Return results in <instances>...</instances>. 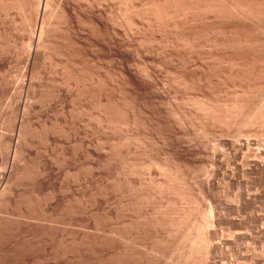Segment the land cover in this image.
Here are the masks:
<instances>
[{
  "label": "bare ground",
  "instance_id": "obj_1",
  "mask_svg": "<svg viewBox=\"0 0 264 264\" xmlns=\"http://www.w3.org/2000/svg\"><path fill=\"white\" fill-rule=\"evenodd\" d=\"M109 1L111 2L109 3ZM84 3L85 5L87 4L88 8L86 12L83 11V9H80L81 4ZM100 3H102V5L105 4L104 8L106 6L108 7V4L111 3L112 6L105 10H101L100 8L103 7H98L102 6L99 5ZM14 9L18 11V15L21 17L20 20L23 22L22 29L24 27L25 31L30 34V37L27 38L28 42L26 43L27 47L30 45V48H28L30 49V53L25 72L29 69L32 82L36 81L35 83H37L38 79L41 77L43 78L41 74L45 72H43V70H46L43 69L45 68L43 66L45 64L44 60L46 59L45 55L47 53L44 55V51L42 50L46 47L45 44L53 43L52 39L54 33H57L60 29L64 30V36L74 48L77 57L76 60H72L68 63L65 73L67 74L68 80L74 81L76 84L82 82L81 80H90L92 83H95L94 86L88 85L89 90L85 93L93 98L92 105L96 112L91 111L97 116V118H95V121H98V123L96 122L97 125H104L106 129H109L112 132L113 136L114 134H117L121 141L125 138L120 135L122 132L119 133V131H121L119 129L123 125L128 127L129 125H132L134 126V132H139L145 141V146H140L141 149L139 150L132 148L129 142L123 141L124 143L121 142L114 147L111 146V150L109 151H112L111 153L115 155L114 157H117V161L120 159H124L125 161H138V164L131 166L138 168L135 170L137 171V174L138 172L150 171L158 173V175L163 174L162 176L164 177L162 179L164 180L160 179L162 180L161 183L156 182L157 180L155 178L157 176L153 177L150 173L153 177L151 179L150 174L147 175L148 173H146V175L150 177L148 178L151 182L148 194L142 193L141 195H133V199H131L135 201L134 206H137L135 209L137 215L129 220V226H126L120 232H112L115 236H110V234L107 235V237L104 236L102 240L99 239V243L94 240L95 237L93 240L89 241L85 239L80 242L79 240L78 243L72 242L71 239L66 238L65 236L58 239L53 232L41 231L38 226V229L31 230L33 226L29 229L27 226H24L23 223V225L12 223L11 220L15 218L18 219L17 217L12 216L10 223L6 222L8 218L6 221L0 218V264H65L69 258L74 260V264H87V262L94 260L97 264H240V260H242L240 258L244 257L243 255L241 256L240 241L243 240L241 235L242 233L244 235L246 233L249 234L250 230L247 232L245 231L251 229L253 226L252 223L255 224L254 220L256 221V219H254L255 214H253V210H256L255 202L257 201L255 199L258 194L253 191L254 187H251L253 189L251 191L254 193L250 197H247L246 194H240L241 174H245L256 182L258 174L264 172V151L262 150V153L258 152V149L260 148L256 143L257 141L251 139H255L256 137L257 140H259L260 136L262 137L261 139L264 138V0H0L1 16H3L2 13H4H1V11H12ZM6 13H4V15L7 17L8 13ZM82 25H87L90 29L88 36L85 38H83L80 33ZM138 25H142L141 27L146 28V30L138 27L141 29L142 33H139L137 29L138 35H140L138 40L140 41H137L135 44V42L133 43L135 40L134 38V40L132 38L131 40L127 37L129 33L131 34V32H129L130 28L135 29ZM7 29L11 30L10 28ZM157 33H163L159 34L158 38L162 42L160 47H162V44L163 47H170V52L173 56L181 55L186 59L194 58L199 60V57L202 56V54L203 56L205 54V58L211 59V62H208L210 64L205 63L208 65L204 67V71H199L197 69L198 72L196 73H187L186 70L180 73V75L176 74L174 75L175 77L172 76L173 78L171 77V82H169L171 84L169 86H172L173 94L178 98L183 99V103L194 108L193 110L196 112L193 111L195 115L191 117V119L193 121H198L197 127L195 128L196 130L193 128L197 131V134L196 132L193 133L194 130H192V134L198 135L200 141L208 138L205 142L209 143L208 141L211 140V142L213 141L215 143L212 147L214 150L211 151L212 155H209L208 152L210 151L208 150H211V145L213 143H209L210 149L206 152L208 153V158L211 157L207 160H210L209 164L212 166L210 167L211 170L210 168L207 169L210 170L209 172L205 171L208 173L209 180H206L208 176L206 178L204 177L205 183L202 184H200V178L198 179L199 183L195 181L196 176L200 175V161L198 160V157L196 158L195 156L206 151L205 147V150L202 151V146L204 145H201V143L205 144V142H200L199 140L193 141L195 138V136L192 138L193 135L191 137L192 139H190L189 136H191V133L188 132L190 126L188 129L184 126L186 129L181 130V128H184L183 125L180 127V124H177L179 129L176 128L177 125L175 126V124L177 121L180 123V121H184V119L176 120L175 118L173 119L172 115L171 119L173 120L168 118V116L163 117L161 109L155 106L156 104L153 102V99L157 97L155 96L156 92L154 93V91L157 90L154 89L153 91L152 89L153 86L157 85V82L154 80L158 79L157 75L159 74L155 75L153 70H148L149 68L147 69L145 65V68L143 66H141L142 68L137 67L138 73L141 71L143 72L142 74L140 73V76L128 67L129 63L134 62L136 55L137 58L142 55L144 61L151 60L149 57L150 54L149 56H145V54H153L155 47L158 45H153L154 47L152 46V42L157 39ZM126 34H128L127 37ZM131 35L133 36V34ZM18 39L20 40V38ZM81 39L85 40V42H81ZM60 42H62V40ZM154 44L156 43L154 42ZM26 45L23 44L22 46L26 48ZM1 54L0 57L4 55ZM138 54L140 55L138 56ZM154 54L156 55L155 52ZM3 57L5 58L8 56L4 55ZM3 57L2 61H4ZM137 60L138 59H136V61ZM156 61L157 60L154 59V62ZM19 62H21V60ZM139 62L144 65L141 60ZM16 64L18 63L16 62ZM102 66L107 70L116 69L119 71L118 76L121 80L120 88L118 86L116 87L114 84L112 87L115 89L106 88V83L102 79L109 81V75L107 76L106 73L101 70ZM7 68L4 62H0L1 76L2 71ZM139 69H141V71ZM4 72L3 74L6 73ZM19 75L21 76V74ZM31 80L29 82H31ZM2 81H0V83ZM3 82L5 83V81ZM32 82L28 87L29 89L25 92V101L30 100L29 104H31L32 100L38 97V93L35 92L33 86H31ZM38 82L40 86V80ZM111 82L112 81H109L108 84L111 85ZM1 84L0 95L2 94V96H5L3 93H6L9 88L7 87V84L6 86H4L5 84ZM30 86L32 90L30 89ZM178 86H182V89H178ZM22 88H24V86H22ZM169 89L171 90V87ZM169 89L168 94L170 93ZM230 89L233 90L229 92ZM122 90L124 93H122ZM158 93L159 92H157V94ZM159 94L162 95V93ZM6 96L8 97V95ZM2 103L4 104L5 102L3 101ZM20 104L15 103L17 106ZM186 105L184 106L186 107ZM27 106L29 108L26 107V109H23V112L25 110L27 111V108L30 111V105ZM7 107L10 106L7 105L4 108L5 111L6 109L8 111L10 110V108ZM12 108L15 107L12 106ZM16 111L18 110L14 109V112ZM26 111L25 115L21 116L23 119L28 117V111L27 114ZM2 112L4 113V111ZM14 112L12 111L11 113ZM188 114L190 115V113ZM9 115L10 117L12 116L11 120L14 119L13 122L15 121L14 128L17 130V138L14 139V137H16L15 134L14 137L6 135V138L7 136L12 137L9 138V140L7 138V148L10 149V151L12 150L13 160L12 162L10 161L8 154L6 157L3 155L5 159L1 158L2 161H0V169L2 168V173L0 174V214L2 213L3 215L4 213L5 215L7 212L8 217H11L10 214L12 213L13 215L19 216V219L20 217L36 219L38 216H45L63 221L67 220L73 223L81 221L82 223H85V226L86 224L95 225L91 217L89 219L80 217L84 210L77 205V200H74V204L70 203L72 199L70 200V198L68 199L67 197H69L68 194H72V192V195H74L72 188V192L70 191L67 194V197L62 198V196L59 197V193L55 194L61 186L59 184L66 183L67 181L64 182L63 180L65 179L64 177L67 176V173L64 175V172L66 171L64 167H61L62 170L57 173L53 172L52 167L54 165L51 164V167L46 161L45 163L42 161V165L41 162L38 163L36 166V168L38 167L37 170L36 168L33 169L31 167L33 165L29 164L27 155L29 153V157H31V153L29 152L31 150H28L31 149L30 147L32 146L29 132H33L34 134V129L31 128L30 131L29 125L31 126V124L26 127V125H24L25 121L22 122V118L20 120V117V121L16 122L18 118L16 117L17 119L15 120V117L13 118L14 115L10 113L5 116L3 122L0 120V123L2 122L1 124L7 126L10 118ZM18 115L19 114H17V116ZM178 116L179 115L176 117L178 118ZM185 123L188 122L185 121ZM45 124L47 123L45 122ZM52 124H54V121L49 125L50 128L53 127ZM39 125L41 126V124ZM11 126H7V128H11ZM47 126L48 124L42 126V135L39 129V132L35 131L38 135L40 134V138L36 139L33 137L32 141L38 143V140L41 142L43 136L47 141V137L49 138L54 132L51 133L50 128ZM54 126H56V122ZM67 127L68 126H66V128ZM96 127H98V131H101L99 126ZM128 127L126 128L129 129ZM54 128L56 129V127ZM15 129L12 128V130ZM46 129H49L47 133ZM177 134L186 136V139L189 137L188 142H186L188 145H185L186 147L181 145V141L185 139V137L183 136L180 141L176 138ZM52 135L50 137H52ZM198 136L195 139H197ZM6 138H4V141H6ZM113 138L116 137L114 136ZM44 141L42 142L45 143ZM82 141L84 140L82 139L81 142ZM192 141L194 143H192ZM55 142L57 141H54V143ZM135 142H138V140ZM262 142L264 143V139ZM5 143L6 142H4V144ZM28 143L30 144V147L28 146ZM80 145L82 144L80 143ZM83 145L85 146L84 143ZM205 146L208 147V144H205ZM256 146L258 149L255 150H258L257 152L259 154L254 153L256 152L254 150ZM217 147L223 148L224 151L220 148L216 149ZM7 148H3L6 153L9 151ZM100 148L101 147H99V149ZM103 148H105V146H103ZM3 149L1 157L2 153H4ZM104 150L107 149L105 148ZM219 150L224 153L220 154V152H218ZM24 151L27 152V154L24 153ZM243 151L245 153L248 152L249 160H251L250 157L252 158L251 161L247 160L248 157ZM88 152H90V155L96 159V161L90 159V161L93 162L90 164L92 167H102V169L108 166L113 167L114 164L112 165V161L114 160V157L110 158L111 163L107 161V158L104 159L110 163V166L103 161L102 155L96 150ZM108 152L107 154H109ZM88 154L86 153L87 156ZM41 155L38 154L36 157ZM90 155L89 157H91ZM201 156L199 155V159L203 158ZM221 156H224V160H221ZM15 157H17L18 161H16ZM36 157L34 156L35 159ZM255 157L257 159H254ZM43 158L44 157L42 156V159ZM74 158L75 157L72 156V159ZM30 159L34 160L33 158ZM258 159L262 161L259 162ZM14 161L18 163L20 162V164H16ZM37 161L39 162V160ZM86 161L89 160H85L84 162ZM67 162L70 163V166H73L72 162ZM244 162L247 166L246 169L244 168L245 166L243 167L242 165ZM35 165L33 167H35ZM207 165H205L206 168L208 167ZM62 166H65V164ZM65 167L67 168L68 166ZM109 167L107 168V171L109 172L106 171V168L105 171L99 169L103 172L98 171L103 177L106 176L104 178H114L111 179L114 180V182L112 181L113 186L109 185L108 187L111 188L110 186H112V191L120 192L128 189V184L130 182L127 181L126 177V180L123 177H119V174L116 172L118 169L117 166L115 165L116 170ZM131 167L128 168L129 171ZM56 168L57 170L61 169H58V165ZM204 168L202 167L201 170L203 171ZM206 168L204 170H206ZM71 169L73 170V168ZM205 172L203 174H205ZM93 173L94 172H92L91 177L93 175L96 176ZM62 175H64L62 183H59L58 181V184L56 179H61ZM102 175H100L99 178L98 176L96 177L101 181H95L96 178H93L95 180L92 182V184L98 183L101 187L99 190L97 188L95 189L100 197L91 198V206L89 207H92L91 209L95 211H103L104 208H106V205L103 208L102 206L105 199L107 200L106 196L111 195L110 193L112 192H107L108 188H105V186L108 185L107 183H112L107 181L104 186L105 179L103 178L104 180H102ZM140 176H142V174ZM191 181L196 182L194 187H192ZM24 182H27L25 187L27 186L28 188L26 187V189L24 186H21L25 184ZM218 182L225 185L222 186L226 187L223 188L225 189V193L226 189L233 190V188H235L238 190L237 194L234 193L235 191L227 192L234 193H231V195H234L233 199L236 201V206L231 207V205L226 204L227 201H225L226 203L224 202V196H220V188L222 189V187ZM196 184L200 186L196 187ZM20 186L22 187L21 189ZM70 187H72V185H70ZM70 187L68 186L67 189L69 190ZM245 190L246 189H244V191ZM221 192L223 191L221 190ZM76 193L79 195L77 191ZM79 193L81 194L82 192ZM143 196H146L147 199H141ZM232 197L230 196V198ZM65 198L67 200H65ZM231 200L229 202L234 205V201L232 202ZM207 210L210 211V215L208 216L207 214L209 212H207ZM108 211L110 212L109 209ZM108 211H105L104 214L101 212L102 216H105ZM114 212L115 213H110L119 223L123 224L128 222L124 220L125 216H123L122 213H119V215L116 211ZM22 213L26 217L21 216ZM146 214L149 215L147 218L144 217ZM84 216L86 217V215ZM23 218L21 219L23 220ZM262 219L263 218H261V220ZM242 228H247L244 229L245 233L241 232V234H238L239 232H235L240 231ZM255 228L252 229L254 230L253 233L258 231L257 233L264 235V232H262V230L264 231V226L260 228L261 232H259V230L255 231ZM227 234H231L232 238H228L229 235ZM224 235H227V237H225L226 239H224ZM257 235L258 234L254 235V238L258 237V242L260 243L259 238L261 237ZM132 237L134 239H132ZM248 238L250 239V237ZM256 238L254 240H256ZM251 241L253 246V239ZM262 246L263 244L261 243V247H259L263 248ZM247 248L249 249V247ZM263 249L261 250L263 251ZM249 250L246 249V252L251 253L252 250ZM255 250L253 251L255 252ZM258 250L260 249L258 248L255 253H259V255L252 252L253 258L248 257V259L250 258L251 261L254 259L253 261L255 262L252 261L254 264H264V256L263 254L261 256V250L259 252Z\"/></svg>",
  "mask_w": 264,
  "mask_h": 264
},
{
  "label": "rangeland",
  "instance_id": "obj_2",
  "mask_svg": "<svg viewBox=\"0 0 264 264\" xmlns=\"http://www.w3.org/2000/svg\"><path fill=\"white\" fill-rule=\"evenodd\" d=\"M108 2V1H107ZM111 1H109V3H110ZM105 3V2H104ZM113 3V2H112ZM112 3L111 4H108V7L110 8V6H112ZM106 4V3H105ZM105 4H103L102 5V3H100L99 5H102V6H98V7H103V8H100L101 10L103 9V10H105L106 8H108L107 6L104 8V6H105ZM83 5V6H82ZM85 3L84 4H81V6H80V9H83V11H87L88 10V8H87V4L85 5ZM91 5V4H90ZM97 7V8H98ZM9 10V9H8ZM15 10V9H14ZM10 10V11H6V10H4V11H1V13L2 12H4V13H8V15H7V17L4 15V13H2L3 14V16H1V18H0V54L2 53V54H4L5 56H8V57H3V60L4 61H2V57H0V59H1V61L0 62H4L5 63V65H6V68L7 69H4L5 70V72H4V70L2 71V76L0 77V81H2V79H3V81H5V83L2 81L1 83L4 85V86H6V84H7V87L9 88L8 90L10 91H8L7 90V92L5 93H3V95H5V96H2V94L0 95V99L2 100H0V105L2 106H0V120L3 122V120L5 119V116H7V114H12V115H14L13 116V118L15 117V120L18 118V120H16V122H18V121H20L21 120V116L23 115H25V111L23 112V109H26V107H28L27 105H30V111H29V107L27 108V111H28V117H27V115H26V119H23L22 118V122H24V125H26V127H27V125H29V124H31V126L29 125V128H30V131H31V128L32 129H34L33 131H34V134H33V132H29V134H30V139H31V145L33 146H29L30 144L28 143V146L31 148V149H28V150H31V151H29L30 153H31V157H29L30 155H29V153H28V162H29V164H32L33 166L35 165V167H33V166H31L33 169L34 168H36V166H37V164L38 163H40L41 162V165L43 164V163H45V161L47 162V164H49V165H54L53 167H52V165H51V167H52V169H53V172L54 173H57L58 171H61L62 170V168L61 167H64L65 168V172H64V175H65V173H67V176H65L64 177V175H62L61 176V179L60 178H58V179H56L57 180V183H58V181H59V183L61 182L62 183V179H63V177L65 178V179H63L64 180V182L66 181V183H62V184H65V185H62V184H59V185H61L60 187H59V190H57L56 192H55V194H58L59 195V197L60 196H62V198H64V197H67L68 195H69V197H67L68 199L70 198V200L72 201H70V203H72V204H74L73 202H74V200H77V205H79L80 207H81V209L82 210H84L83 212H85V213H83L82 212V216L80 215V217H84V219H89L90 217H91V219L94 221V223H95V225H92V224H86V226H85V223L83 222H81V221H76V222H80V223H76V222H69V221H67V220H59V219H55V218H48V217H45V216H38L36 219H29L28 217L27 218H23V217H20V219L21 218H23V220L21 219H19V216H16V215H13L12 213L10 214L11 215V217H8V214H7V212L5 213V215H4V213H3V215H2V213L0 214V218L1 219H3V220H5L6 221V219L8 218L9 219V221H8V219H7V221L6 222H9L10 223V220H11V218H12V216L13 217H17L18 219H13V220H11V222L12 223H17V224H24V226H27L29 229L31 228V230H35V229H38L39 228V230L41 229V231H51V232H53V234H55V236H57L58 237V239H61V238H63V236H65L66 238H69V239H71L72 240V242H75V243H78L79 242V240H80V242L81 241H84L85 239L87 240V241H89V240H93L94 239V237H95V239L94 240H96V242L97 243H99L100 242V240L99 239H103L104 238V236L105 237H107V235H109L110 234V236H112V235H114L113 233H115V232H120V231H122L126 226H129V220H131L132 218H133V216H136L137 215V211L135 210L136 208H137V206H134L135 205V201H133V200H131V199H133V195H141L142 193L143 194H148V189L151 187V182L149 181L150 179V177H151V179L153 178V177H156L155 179L157 180L156 182H159V183H161V181L162 180H164V179H162L164 176H162L163 174H159L158 175V173H153V172H148V171H145V172H138V174H137V171H135L136 169H138L137 167H131V166H135L136 164H138L139 162L138 161H125L124 159H120V160H118L117 161V157H114L115 155H113L111 152L112 151H109V150H111L110 148H111V146L112 147H114L115 145H117V144H119V143H124L125 141L126 142H129V144H130V146L132 147V148H134V149H136V150H139V149H141L140 148V146L141 147H144L145 146V141H144V138H143V136L139 133V132H134V126H132V125H129V127L128 126H125V125H121L122 127L119 129V130H121V131H119V133L120 132H122V133H120V135H122V137H124L125 139H123L122 141L118 138V135L117 134H114V136L116 137V138H113L114 136L112 135V132L109 130V129H106L105 127H104V125L103 126H101L100 124H98L97 125V123H98V121H95L96 119L95 118H97V116L93 113L94 111H95V109H94V106L92 105V102H93V98H91L89 95H87L85 92L86 91H88L89 90V86H94L95 85V83L93 82L92 83V81H90V80H81L82 82H80V83H75L74 81H71V80H68V77H67V74L65 73V70L67 69V66H68V63H70L72 60H76V52L74 51V48L72 47V45L70 44V42L68 41V40H66V38H65V31L64 30H62V29H60L57 33H54V36H53V43H51V44H45L46 45V47L45 48H43L42 50L44 51V55H45V60H44V66L43 67H45V68H43V69H46V70H43V74L45 75L46 73L48 74H46L45 76L43 75V74H41L42 76H43V78L41 79H38L37 80V83H38V85H37V83H35V82H32V80L30 79L31 78V76H30V71H29V69L27 70V71H29V72H25V69L27 68V60H28V56H29V53H30V49H28V48H30L29 46L30 45H28V47H27V45H26V43L28 42V37H30V34H29V32H27V31H25V28L23 27V29H22V25H23V22H21L22 20H20L21 19V17H20V15H18V11L17 10ZM6 11V12H5ZM6 13V14H7ZM3 18H4V21H3ZM9 21H8V20ZM6 20V21H5ZM8 21V22H7ZM16 25V26H15ZM18 26V27H17ZM86 26V27H85ZM142 26V25H141ZM141 26H136L135 27V29L134 28H130V31L129 32H131V34H133V36L129 33V35L128 34H126V37H127V35H128V37L127 38H129V39H133L134 41H133V43L135 42V44L137 43V41H140V40H138L139 38H140V35H138V32H137V29H138V31H139V33L141 32V29L140 28H142ZM138 27H140V28H138ZM7 28H10L11 30H9V29H7ZM14 28V29H13ZM118 28V27H117ZM7 29V30H6ZM13 29V30H12ZM18 29V30H17ZM88 29V30H87ZM119 29V28H118ZM134 29V30H133ZM142 29H144V30H146V28H142ZM17 30V31H16ZM84 30V31H83ZM89 28L87 27V25H82L81 26V31H80V33H81V36L83 37V38H85L86 36H88V34H89ZM132 30V31H131ZM136 30V31H135ZM128 31H127V33H128ZM9 32V33H8ZM13 32H15V33H13ZM85 32V33H84ZM134 32V33H133ZM5 33V34H4ZM13 33V34H12ZM61 33V34H60ZM142 33V32H141ZM8 34V35H7ZM20 34H21V36H20ZM24 36H23V35ZM135 34V35H134ZM138 36H137V35ZM159 34H163V33H159ZM159 34L157 33L156 35V37H157V39L154 41L156 44H154V42H152V46L154 45H157V47H155V49H154V52L156 53V55L154 54V52H153V54L152 53H146L145 54V56H149V54H150V59L151 60H148V61H144V59L142 58V55L139 57L140 58V60L143 62V64L144 65H142V64H140V60H139V58H137V55L135 56L136 58H135V60H134V62H132V63H129V68H130V70H132V71H135V73H138V71H137V69L140 67V68H142L141 66H145L146 65V67H147V69L148 70H150V69H152L153 70V72L155 73V75H157V74H159V75H157V80H154V81H156L157 82V85H155V86H153V91H154V89L155 90H157V91H154V93H155V96H157V97H155V99H153V102L156 104H154L156 107H159L160 109H161V114H162V116L163 117H167L168 116V118H170L171 119V115H172V117H173V119L175 118L176 120L177 119H184V121L183 120H181L180 121V123H178V121H177V123L175 124V126L178 124H180V127H181V125H183V127L185 126V127H187V129H188V127L190 126V130L188 129V132H190L191 133V136H189L190 137V139H192V138H194V136H195V138L198 136V135H194V134H192V130H194L196 127H197V120H194L195 122H196V124H195V122L191 119V117H193L194 115H195V110H193L194 108H192L191 106H189V105H186L185 103H183L184 102V100L183 99H180V98H178L176 95H174L173 93V90H172V86H169V85H171L169 82H171V79L173 78V77H175L174 75H180V73H182L183 71H186L187 73L189 72V73H191V72H193V73H196V72H198V70L199 71H204V67L206 66V65H208V64H210V63H208L211 59H208V58H205V54H204V56H203V54H202V56H200L201 58H202V60H201V58L199 57V60H196V59H194V58H190V59H186V58H184L183 56H181V55H179V56H177V55H175V56H173L172 54H171V50H170V47L168 48V46L167 47H163V44H162V47H160V44L162 43L158 38H159ZM15 35V36H14ZM12 36V37H11ZM20 36V37H19ZM130 36V37H129ZM132 36V37H131ZM160 36H163V35H160ZM10 37V38H9ZM15 37V38H14ZM5 38V39H4ZM17 38V39H16ZM18 38H20V40L18 39ZM25 38V39H24ZM2 39V40H1ZM14 39H16V40H14ZM131 39V40H132ZM62 40V42H60ZM66 41V42H65ZM24 42V43H23ZM81 42H85V40H83V39H81ZM9 43V44H8ZM13 43V44H12ZM22 43V44H21ZM14 44H15V46H14ZM21 44V45H20ZM26 45V48H24V46H22V45ZM138 44H139V42H138ZM7 46V47H6ZM153 46V47H154ZM10 47H12V48H10ZM22 47H23V49H22ZM5 49V50H4ZM10 50V51H9ZM156 50H157V52H156ZM16 51V52H15ZM28 52V53H27ZM49 52V53H48ZM160 52V53H159ZM10 53V54H9ZM170 53V54H169ZM1 54V55H2ZM28 54V55H27ZM67 54V55H66ZM158 54V55H157ZM25 55V56H24ZM51 55V56H50ZM140 54H138V56H139ZM154 55H155V57H154ZM160 55V56H159ZM172 55V56H171ZM27 56V57H26ZM49 56V57H48ZM167 56H169V57H167ZM65 57V58H64ZM11 58V59H10ZM19 58V59H18ZM22 58V59H21ZM48 58V59H47ZM153 58V59H152ZM205 58V59H204ZM10 59V60H9ZM18 59V60H17ZM24 59H25V61H24ZM64 59V60H63ZM68 59V60H67ZM136 59H138L137 61H136ZM154 59H156L157 61L156 62H154ZM170 59H171V61H170ZM6 60V61H5ZM16 60V61H15ZM21 60V62H19ZM204 60V61H203ZM208 60V61H207ZM24 61V62H23ZM151 61V62H150ZM162 61V62H161ZM185 61V62H184ZM203 61V62H202ZM7 62H8V64H7ZM10 62V63H9ZM12 62V63H11ZM16 62L18 63V64H16ZM136 62V63H135ZM139 62V63H138ZM149 62V63H148ZM184 64H183V63ZM189 62V63H188ZM211 62V61H210ZM22 63V64H21ZM187 65H186V64ZM191 63V64H190ZM195 63V64H194ZM205 63H208V64H205ZM16 64V65H15ZM183 64V65H182ZM19 65V66H18ZM24 65H26V66H24ZM198 65V66H197ZM17 66V67H16ZM59 66V67H58ZM62 66V67H61ZM130 66H132V67H130ZM136 66V67H135ZM151 68H150V67ZM155 66V67H154ZM189 66V67H188ZM20 67H22V68H20ZM26 67V68H25ZM138 67V68H137ZM154 67V68H153ZM145 68V67H144ZM192 68V69H191ZM203 70H202V69ZM19 69V70H18ZM63 71H62V70ZM156 69V70H155ZM198 69V70H197ZM62 71V73H61V71ZM103 72H105L106 73V75L109 77V81H112L111 82V85L110 84H108L109 83V81H107L106 79H102L103 81H105V83H106V88H108V89H115L114 87H112V85L114 84L116 87L118 86H120V77L118 76V70H116V69H110V70H107V69H105L103 66H102V69H101ZM140 71H141V69H139ZM191 70V71H190ZM53 71V72H52ZM156 71V72H155ZM3 72L6 74H3ZM114 72V73H113ZM169 72V73H168ZM174 72V73H173ZM140 73L142 74L143 72L141 71V72H139L138 73V75H140ZM19 74H21V76L19 75ZM66 74V75H65ZM171 74V75H170ZM29 75V76H28ZM52 75V76H51ZM170 75V76H169ZM26 76V77H25ZM141 76V75H140ZM173 76V77H172ZM66 77V78H65ZM172 77V78H171ZM115 78V79H114ZM31 80V82H32V85L31 86H33V89H34V91L35 92H37L38 93V99L36 100V99H34V100H32L31 101V104H29L30 102V100H28V101H25V97H26V94H25V92H26V90L27 89H29L28 87H29V85L31 84V82H29L30 80ZM52 79V80H51ZM160 79V80H159ZM34 80H36V79H34ZM40 80V86H39V81ZM149 80V79H148ZM158 80H159V82H158ZM85 81V82H84ZM154 81H153V83H154ZM168 81V82H167ZM21 82H22V85H21ZM60 82V83H59ZM155 82V83H156ZM0 83V84H1ZM9 83V84H8ZM36 85H35V84ZM48 83V84H47ZM52 83V84H51ZM67 83V84H66ZM73 83V84H72ZM84 83V84H83ZM91 83V84H90ZM169 83V84H168ZM1 84V85H2ZM11 84V85H10ZM13 84V85H12ZM27 84V85H26ZM34 84V85H33ZM87 84V85H86ZM93 84V85H92ZM163 84V85H162ZM20 85H21V87H20ZM65 85V86H64ZM84 87H83V86ZM89 85V86H88ZM22 86H24V88H22ZM31 86H30V89H31ZM38 86V87H37ZM54 86V87H53ZM75 88H74V87ZM88 86V87H87ZM26 87V88H25ZM35 87V88H34ZM76 87H77V90H76ZM158 87V88H157ZM165 89H164V88ZM171 87V90H172V93H171V90L169 89ZM182 86H178V89H182L181 88ZM12 88V89H11ZM20 88V89H19ZM22 88V89H21ZM88 88V89H87ZM120 88V87H119ZM174 88V87H173ZM23 89H24V91H23ZM80 89V90H79ZM121 89H122V86H121ZM168 89H169V94H168ZM20 90V91H19ZM32 90V89H31ZM233 89H230V91L229 92H231ZM167 91V92H166ZM175 91V90H174ZM40 92V93H39ZM157 92H159V93H162V95L161 94H157ZM176 92V91H175ZM11 93V94H10ZM81 93V94H80ZM122 93H124V91L122 90ZM14 94V95H13ZM16 94H18V95H16ZM20 94V95H19ZM80 94V95H79ZM157 94V95H156ZM6 95H8V97L6 96ZM25 95V96H24ZM53 95V96H52ZM58 95H60V96H58ZM62 95H63V97H62ZM66 96V98H65V96ZM160 95V96H159ZM165 95V96H164ZM167 95H169V96H167ZM171 95H172V97H171ZM158 96H159V98H158ZM175 96V97H174ZM2 97V98H1ZM58 97H59V100H58ZM85 97V98H84ZM49 98V99H48ZM62 101H61V100ZM157 99V100H156ZM163 99V100H162ZM168 99V100H167ZM9 100V101H8ZM12 100V101H11ZM44 100V101H43ZM58 100V101H57ZM5 102L4 104L2 103V102ZM163 101V102H162ZM11 102V103H10ZM19 102V103H18ZM21 102H23V103H21ZM26 102H28V103H26ZM62 102V103H61ZM15 103L16 104H20L19 106H17V105H15ZM57 103V104H56ZM59 103V104H58ZM65 103V104H64ZM181 103H182V105H181ZM61 104V105H60ZM64 104V105H63ZM8 105V106H10V107H7V108H10V110L8 111L7 109H6V111H5V107ZM13 107H15V108H12V106ZM24 105H25V107H24ZM32 105V106H31ZM70 105V106H69ZM184 105H186V107L184 106ZM16 106H17V108H16ZM35 106V107H34ZM187 106H189V107H187ZM33 109H32V108ZM169 107V108H168ZM11 108H12V110H11ZM90 108V109H89ZM178 108V109H177ZM188 108V109H187ZM2 109H4V110H2ZM14 109H17L18 111H16V112H14ZM94 109V110H93ZM188 111H187V110ZM191 109V110H190ZM93 112H92V111ZM189 110H190V112H189ZM2 111H4V113L2 112ZM14 112V113H11V112ZM27 111H26V114H27ZM85 111V112H84ZM89 111H91V112H89ZM170 111V112H169ZM195 113H194V112ZM18 112V113H17ZM96 112V111H95ZM2 113V114H1ZM188 113H190V115L188 114ZM16 114V115H15ZM17 114H19L18 116H17ZM92 116H91V115ZM94 114V115H93ZM60 115V116H59ZM69 115V116H68ZM177 115H179L178 116V118L176 117ZM9 117H10V115H9ZM12 117V116H11ZM11 117L9 118V123H8V125L7 126H11V128L10 127H8L7 128V126H5V125H3V124H1L0 123V140L2 141H0V149H1V151H0V161H2V159H5V157L9 154V157H10V161L12 162V160H13V152H12V150L10 151V149H8L7 147H8V145H7V143H8V140H9V138H12V137H14V134H15V136L16 137H14V139H16L17 138V130L14 128V124H15V121L13 122V120H11ZM17 117V118H16ZM19 117H20V120H19ZM31 117V118H30ZM46 117V118H45ZM92 117V118H91ZM188 117V118H187ZM190 117V118H189ZM3 118V119H2ZM79 118V119H78ZM188 120H187V119ZM29 121H28V120ZM47 119V120H46ZM48 119H50V120H48ZM70 119V120H69ZM77 119V120H76ZM173 119H171V120H173ZM46 120V121H45ZM52 120V121H51ZM190 120V121H189ZM11 121V122H10ZM28 121V122H27ZM53 121H54V124H52V128H54V127H56V129L54 128V129H52V128H50L49 127V125H51V123H53ZM93 121H95V122H93ZM185 121L186 122H188V123H185ZM45 122L48 124V126L47 127H49L50 128V132L52 133L53 131V135H52V137L55 139H53L52 137H50L49 136V138L47 137V141L44 139V136L42 137L43 138V140L42 141H44L45 143H43L40 139V141L41 142H39L38 140H37V142L38 143H36V142H34V141H32L33 140V137H35L36 139L37 138H40L39 136H40V134L38 135V133L37 132H39L40 131V133H41V128H42V126H46L47 124H45ZM49 122H51V123H49ZM55 122H56V126H54L55 125ZM70 122H72V123H70ZM97 122V123H96ZM174 122V121H173ZM194 122V123H193ZM11 123H13V124H11ZM26 123H28V124H26ZM63 123V124H62ZM94 123V124H93ZM11 124V125H10ZM33 124V125H32ZM39 124H41V126L39 125ZM1 125H3V126H5V127H3V126H1ZM68 126L67 128H66V126ZM73 125H74V127H73ZM178 125L176 126V128H178L179 129V127H178ZM199 125V124H198ZM72 126V127H71ZM79 126V127H78ZM96 126H99V128L101 129V131H98V127H96ZM132 126V127H131ZM126 127H128L129 129H127ZM131 127V128H130ZM181 128V130L182 129H186V128ZM191 127H192V129H191ZM2 128H3V130H2ZM12 128L13 129H15V130H12ZM122 128H124V129H122ZM194 128V129H193ZM38 129H39V131H38ZM52 129V130H51ZM97 129V130H96ZM106 130V132H105V130ZM127 129V130H126ZM47 130V129H46ZM58 130V131H57ZM62 130V131H61ZM64 130V131H63ZM72 130V131H71ZM78 130V131H77ZM103 130H104V132H103ZM196 130V129H195ZM193 131V133H195L196 132V134H197V131ZM8 131V132H7ZM11 131H12V133H11ZM35 131H37L36 133H35ZM43 131V130H42ZM49 131V129L46 131V133ZM126 131V132H125ZM130 131V132H129ZM14 132V133H13ZM50 132H49V134H50ZM91 132V133H90ZM102 132V133H101ZM3 133V134H2ZM45 133V134H46ZM64 133V134H63ZM106 133V134H105ZM12 134V135H11ZM32 134V135H31ZM43 134V132L41 133V135ZM6 135H10V136H12V137H8L7 136V138H8V140H7V138H6ZM192 135H193V137H192ZM3 136H4V138H6L5 140L6 141H4V138H3ZM47 136H48V134H47ZM55 136V137H54ZM177 137V139H179L180 141H181V139H182V137L184 136H181V134H177L176 135ZM178 136H179V138H178ZM180 136H181V138H180ZM109 137H111V138H109ZM120 137V136H119ZM142 137V138H141ZM185 137V139L187 138L186 136H184ZM189 137H188V139H189ZM192 137V138H191ZM34 138V140L36 141V139ZM41 138V139H42ZM104 138V139H103ZM129 138V139H128ZM194 138V140L193 141H195V140H199L200 141V138H199V136H198V138L197 139H195ZM262 137L260 136V139L259 140H257V138L255 137V139L254 138H251L252 140H255V141H257L256 143H257V145H258V147L261 149H258V147L256 146L255 148H254V150L255 149H258V150H255L256 152H254V153H257V154H259L258 152H263L264 151V149H263V139H261ZM3 139V140H2ZM49 139V140H48ZM61 139V140H60ZM84 140V141H82L81 142V140ZM135 139V140H134ZM185 139H183L182 141H181V145L184 147L186 144L188 145V143H186V142H188V139H186V141H185ZM202 139H206V138H202ZM208 139V138H207ZM207 139L206 140H202V141H207ZM51 140V141H50ZM138 140V142H135V141H137ZM260 140H262V141H260ZM54 141H57V142H55L54 143ZM124 141V142H123ZM192 141V143H194ZM199 141H197V142H199ZM202 141H200V142H202ZM258 141H259V143H258ZM4 142H6L5 144H6V146H5V144H4ZM209 143L211 142V140L210 141H208ZM262 142V143H261ZM3 143V144H2ZM40 143H42V144H40ZM80 143L82 144V145H80ZM83 143L85 144V146L83 145ZM104 143V144H103ZM114 143V144H113ZM136 143V144H135ZM139 145H138V144ZM142 143V144H141ZM209 143H207V142H205V144H208V147H209V145L211 144V143H213L212 145H211V150H208V149H210V147L208 148L207 146H205V144L204 143H201V145L203 144L204 146H202V151L203 150H205L206 149V151H204V153H202V154H199L200 156L201 155H204V156H201V157H203V158H205V159H203V158H201V159H199L200 157H199V155H196L195 157L197 158L198 157V160L200 161V171H199V174L201 175V174H203L205 171H207V172H209L210 170H211V164H209L210 163V160H207V159H209V158H211V157H209L208 158V153H209V155H212V153H211V151L213 150L212 149V147L214 146V142L212 141L210 144ZM46 144V145H45ZM72 144V145H71ZM262 144V145H261ZM35 145V146H34ZM37 145H39V146H37ZM44 147H43V146ZM47 145H48V147H47ZM66 145V146H65ZM100 145H103V146H105V148L107 149V150H104L105 148H103V146H100ZM186 145V146H187ZM7 148V150H9V151H7V153H6V151H4V149L3 148H5V147ZM185 146V147H186ZM3 147V148H2ZM35 147V148H34ZM73 147V148H72ZM99 147H101L100 149H99ZM204 147H205V149H204ZM28 148V147H27ZM32 148H33V151L35 150V151H38V152H33L32 151ZM98 148V149H97ZM218 148H220V147H217L216 149H218ZM2 149H3V151H4V153H6V154H4V153H2V157H1V152H2ZM222 151H224L223 150V148H220ZM27 150V149H26ZM25 150V151H26ZM27 150V151H28ZM41 150V151H40ZM97 151L98 153H100V155H102V157H103V161H105L104 159H106L107 158V161H109L110 163H111V159L110 158H113L114 157V160H116V161H114L113 159V163H112V165H113V167L110 165V163H108L107 161H105V163L108 165H110L111 167H109V168H113V169H115L116 167H115V165L117 166V173L119 174V177H123L124 179H125V177H126V179H127V181H129L130 183L128 184V189H125V190H122L121 192L120 191H112L113 189H111L112 188V186H113V182H114V180H111V179H114V178H104V177H106V176H104L103 177V175L102 174H100V172L102 171V170H104L105 171V168H106V171L108 170L107 168L108 167H105V168H103L102 169V167L100 168H97V167H92L90 164L91 163H93V162H91L90 161V159L92 160V161H96V159L95 158H93L91 155H90V152H88V151ZM99 150V151H98ZM101 150V151H100ZM207 150L208 151H210V152H208V153H206L207 152ZM263 150V151H262ZM24 151V153H26L27 154V152H25ZM78 151V152H77ZM87 151V152H86ZM109 151V152H108ZM214 151V150H213ZM244 151H246V150H244ZM243 151V152H244ZM258 151V152H257ZM53 152H54V154H53ZM105 152V153H104ZM107 152L109 153V154H107ZM218 152H220V154H223L224 152H221L220 150L218 151ZM33 153V154H32ZM78 153V154H77ZM86 153L88 154V156L86 155ZM112 154V156H111V154ZM245 153V152H244ZM248 153V152H247ZM247 153H245L246 155H247V157H248V154ZM38 154H42L41 156H39V157H36V155H38ZM76 154V155H75ZM104 154V155H103ZM106 154H107V156H106ZM3 155L5 156V157H3ZM64 155V156H63ZM89 155L91 156V157H89ZM205 155H206V157H205ZM12 156V157H11ZM34 156L36 157V159L37 160H39V162L34 158ZM42 156L44 157L43 159H42ZM72 156L73 157H75L74 159H72ZM88 157V158H87ZM222 158H221V160H224V156H221ZM2 158V159H1ZM16 158V161H18L17 160V157H15ZM30 158H33L34 160H31ZM63 158V159H62ZM68 158V159H67ZM71 158V159H70ZM29 159H30V161H29ZM110 159V160H109ZM250 159L252 160V158L250 157ZM254 159H257L256 157L254 158ZM41 160V161H40ZM49 160V161H48ZM52 161V163H51V161ZM61 160V161H60ZM63 160H64V162H63ZM85 160H89V161H86V162H84ZM247 160H249V157H248V159ZM251 160H249V161H251ZM259 160V159H258ZM16 161H14V163H18V162H16ZM37 161V162H36ZM42 161H43V163H42ZM55 161V162H54ZM67 161H69V162H72V164H73V166H70V163H68ZM208 161V162H207ZM257 161V160H256ZM262 161V160H261ZM260 160H259V162H261ZM33 162V163H32ZM35 162V163H34ZM67 162V163H66ZM54 163V164H53ZM57 163V164H56ZM88 163H89V165H88ZM205 163V164H204ZM240 163V162H239ZM18 164H20V162L18 163ZM63 164H65V166H68L67 168L65 167V166H62ZM67 164V165H66ZM103 164V163H102ZM124 164V165H123ZM208 164V165H207ZM57 165H58V169H60V170H57ZM119 165V166H118ZM123 165V166H122ZM205 165H207L208 167L206 168V166ZM242 165H243V167L246 169L247 168V166H246V164H245V162L244 163H242ZM39 166V165H38ZM231 166V165H230ZM73 168V170L71 169V168ZM92 167V168H91ZM123 169H125V170H123ZM129 167H131V169H130V171H132V172H130L129 171ZM206 168V170H204L203 169V171L201 170V168ZM38 168V167H37ZM37 168H36V170H37ZM56 168V169H55ZM75 168V169H74ZM134 168V169H133ZM210 168V170H207V169H209ZM99 169H102L101 171L99 170ZM244 169V170H245ZM1 170H2V168L0 169V174L2 173L1 172ZM54 170H56V171H54ZM95 170V171H94ZM116 170V169H115ZM122 170V171H121ZM85 171V172H84ZM98 171H100V172H98ZM133 171H134V173H133ZM91 172V173H90ZM92 172H94L93 174H95L96 176H92L91 177V174H92ZM103 172V171H102ZM107 172H109V171H107ZM130 172V173H129ZM202 172V173H201ZM207 172H205V174H203V175H198V176H196V178H195V181H197L198 183H199V181H200V184H202V183H205L204 181H205V179H204V177L206 178L208 175V173ZM97 173V174H96ZM142 174V176H140L141 174ZM146 173H148L147 175H149L150 173L153 175V177H152V175L150 174V177L149 176H147L146 175ZM72 174V175H71ZM102 175L101 177H102V180H104L105 179V183H104V186H105V184H106V182L108 181V182H110V183H112V184H109V183H107L108 185H106L105 186V188L107 189V192H111L110 194L111 195H109V196H106L107 197V200L105 199V201H104V204H103V206H102V208L105 206L106 208H104V210L103 211H95V210H93V209H91L89 206H91V201H92V197H95V198H98V197H100V195L97 193V191L95 190L96 188L99 190V189H101V187L98 185V183H95V184H97V185H95V184H92V182H94V180L95 179H93V178H96L97 176H98V178L100 177V175ZM118 174H117V176H118ZM124 174V175H123ZM134 174V175H133ZM144 174V175H143ZM154 174H155V176H154ZM70 175V176H69ZM75 175V176H74ZM133 176V178H132V176ZM137 175V176H136ZM139 175V176H138ZM206 175V176H205ZM78 176V177H77ZM162 176V177H161ZM241 185H240V194H243V195H245L246 194V196L247 197H250L254 192L253 191H255V193L257 192L258 194H257V197H256V201L257 202H255V208H256V210L254 209L253 210V214H255L254 216V219H256V221L254 220V222H255V224H256V226L259 228L260 226V228H262L263 226H264V172H260L259 174H258V177H256V182H255V180H253L252 178H250V177H248V176H246L245 174H241ZM128 177V178H127ZM139 177V178H138ZM149 177V178H148ZM198 177V178H197ZM73 178V179H72ZM91 178H92V180H91ZM98 178H96V180L95 181H97L98 180ZM104 178V179H103ZM122 178V179H123ZM135 178V179H134ZM201 179V180H199L198 181V179ZM244 178V179H243ZM246 178V179H245ZM249 178V179H248ZM260 178V179H259ZM90 179V180H89ZM107 179V180H106ZM109 179V180H108ZM125 179V180H126ZM132 179H133V181H132ZM160 179H162V180H160ZM70 180V181H69ZM85 180V181H84ZM131 180V181H130ZM136 180V181H135ZM206 180H209V176H208V178H206ZM248 180V181H247ZM77 181V182H76ZM98 181H101L100 179L98 180ZM113 181V182H112ZM192 181H194V180H192ZM191 181V183H192V187H194L195 186V183L196 182H192ZM219 181V180H218ZM207 182V181H206ZM221 182V181H220ZM259 182V183H258ZM262 182V183H261ZM25 183V184H24ZM23 184L24 185H21L22 187L24 186L25 187V185H27V182H24ZM68 183H69V185H68ZM87 183V184H86ZM193 183H194V185H193ZM219 183V182H218ZM86 184V185H85ZM149 184V185H148ZM70 187V185H72V187H70V189L68 190L67 188H68V186ZM109 185H112V186H110L111 188H109L108 186ZM130 185V186H129ZM219 185L222 187V186H225V185H222V183L220 184L219 183ZM250 185V186H249ZM20 186V189L22 188ZM66 186H67V188H66ZM199 187L200 185H198V184H196V187ZM219 186V187H220ZM257 186V187H256ZM27 187V186H26ZM26 187H25V189H26ZM64 187V188H63ZM146 187V188H145ZM245 187V188H244ZM251 187H254V190L251 188ZM28 188V187H27ZM62 188V189H61ZM71 188H72V191H74V195H72L73 194V192L71 191ZM142 188V189H141ZM145 188V189H144ZM223 188H226V187H222V189L220 188V196L221 197H225V196H227V197H225L226 199H229V200H226L224 197H223V199H224V202L225 201H227V205H231V207H234V206H236V201L233 199L234 198V195H231V193L232 192H229V193H227L228 191H235L234 193H238L237 191L238 190H236L235 188H233V190H227L226 189V193H225V189H223ZM241 188H242V190H241ZM258 188V189H257ZM24 189V190H25ZM93 189V190H92ZM244 189H246L245 191H244ZM23 190V189H22ZM146 190V191H145ZM221 190L223 191V192H221ZM250 190V191H249ZM251 190H253V191H251ZM262 190V191H261ZM72 192V194H70L69 192ZM76 191L78 192V194L79 195H77V193H76ZM91 191V192H90ZM260 191V192H259ZM79 192H82L81 194L79 193ZM252 192V193H251ZM69 193V194H68ZM226 195H225V194ZM234 193H232V194H234ZM260 193V194H259ZM262 193V194H261ZM68 194V195H67ZM83 194V195H82ZM235 194V195H236ZM250 194V195H249ZM57 195V196H58ZM64 195V196H63ZM82 195V196H81ZM259 195V196H258ZM73 196H75V197H73ZM76 196H78V197H76ZM97 196V197H96ZM230 196L232 197V198H230ZM256 196V195H255ZM73 197V198H72ZM79 197H80V199H79ZM108 197H109V199H108ZM147 199L146 198V196H143L141 199ZM258 198V199H257ZM85 199V200H84ZM232 199V200H231ZM65 200H67L66 198H65ZM83 200V201H82ZM90 200V201H89ZM234 201V205H232L233 203H231V202H229V201ZM75 203H76V201H75ZM109 203V204H108ZM231 203V204H230ZM82 205V206H81ZM87 205V206H86ZM111 208V209H110ZM257 208H259V209H257ZM86 209V210H85ZM108 209L110 210V212L111 213H115L114 211H116L118 214L119 213H122L123 214V216H125L124 217V220L125 221H128L127 223H119L118 221H117V219H115V217L114 216H112L111 215V213L108 211ZM262 211H261V210ZM77 210V209H76ZM123 210V211H122ZM128 211V213H127V211ZM78 211V210H77ZM105 211H108V213L106 212V214H105V216H102V214H104V212ZM101 212H102V214H101ZM207 212H209L208 214H207V216L208 215H210V211L209 210H207ZM242 212V211H241ZM256 212H257V214H256ZM8 213H10V212H8ZM87 213V214H86ZM258 213H259V216H258ZM261 213V214H260ZM6 214H7V217H6ZM133 214H135V215H133ZM84 215H86V217L84 216ZM120 215V214H119ZM241 215H242V213H241ZM256 215H257V217H256ZM21 216H25L23 213H22V215ZM112 216V217H111ZM147 216H149V215H144V217L145 218H147ZM243 216V215H242ZM4 217H6V218H4ZM26 217V216H25ZM110 217V218H109ZM143 217V216H142ZM46 218V219H45ZM258 218V219H257ZM261 218H263L262 220H261ZM96 219V220H95ZM140 219H142V218H140ZM16 222H15V221ZM27 221V222H25V221ZM47 220V221H46ZM134 220V219H133ZM20 221V222H19ZM262 222V223H261ZM27 225H26V224ZM31 223H33V224H31V226H30V224ZM36 223V224H35ZM72 223V224H71ZM101 223V224H100ZM261 223V224H260ZM22 224V225H23ZM29 224V225H28ZM55 224V225H54ZM255 224L254 223H252V225L253 226H255ZM91 225V226H90ZM251 225V226H252ZM259 225V226H258ZM30 226V227H29ZM37 226H38V228H37ZM87 226H88V228H87ZM94 226V227H93ZM97 226V227H96ZM252 226V227H253ZM255 226V227H256ZM42 227V228H41ZM69 227V228H68ZM251 227V229H247V228H244V229H247L245 232H247L248 230H250V232H249V234L248 233H246L245 235L242 233V237H243V240H241L240 242V247H241V256L243 255L244 257H241L240 259H242V260H240L241 262H240V264H254L253 262H255V261H251L250 260V258H253L252 257V254L254 253V254H258L259 255V253H255L256 251H257V249L259 248L260 250L261 249H263L264 248V242H263V240H264V235H260L261 233H257L258 231H256V230H259V232H261V229L259 228H255V227H253V228H255V231L256 232H254L253 233V231L254 230H252L253 228ZM94 228V229H93ZM250 228V227H249ZM43 229V230H42ZM83 229V230H82ZM243 229V228H242ZM240 230V231H235L236 233L237 232H239L238 234H241V232H244V229L243 230ZM264 229V228H263ZM252 230V231H251ZM106 231V232H105ZM106 234H105V233ZM113 232V233H112ZM244 232V233H245ZM262 232H264L263 230H262ZM112 233V234H111ZM250 233H252V234H250ZM58 234V235H57ZM60 234V235H59ZM233 234V233H232ZM256 235V234H258L257 236H260L261 238H259L260 239V243L258 242V237L256 238V240H254L255 238H254V235ZM227 235H229V237L228 238H232L231 237V234H227ZM227 235H224V239H226L225 237H227ZM249 235H251V236H249ZM253 235V236H252ZM110 236H108V237H110ZM115 236V235H114ZM245 236V237H244ZM250 237V239L252 240L253 239V246H252V241L248 238V237ZM87 237V238H86ZM93 237V238H92ZM251 237H253V238H251ZM263 237V238H262ZM91 238V239H90ZM227 238V239H228ZM245 238V239H244ZM248 240H247V239ZM132 239H134L133 237H132ZM263 239V240H262ZM250 240V241H249ZM261 240H262V242H261ZM99 241V242H98ZM243 241V242H242ZM251 242V243H250ZM255 242H256V244H255ZM258 242V243H257ZM261 243L263 244V248H260L261 247ZM243 245H244V247H243ZM246 245V246H245ZM251 245V246H250ZM260 246V247H259ZM247 247H249V249L250 250H252L251 251V253L250 252H246V249L247 250H249ZM251 247H252V249H251ZM254 247H255V249H254ZM258 247V248H257ZM245 248V249H244ZM244 249V250H243ZM249 250V251H250ZM253 250H255V252L253 251ZM260 250H258V252L260 251ZM253 252V253H252ZM261 252V256H262V254H263V256H264V249H263V251L261 250L260 251ZM230 254H232V253H230ZM251 255V256H250ZM247 257V258H246ZM248 257H250L249 259H248ZM232 258V257H231ZM234 258V257H233ZM247 260H250V261H247ZM70 261H71V263H70ZM96 261L94 260V261H89V262H87V264L89 263V264H97V263H95ZM65 264H74V260H72V259H68L67 260V262L65 263Z\"/></svg>",
  "mask_w": 264,
  "mask_h": 264
}]
</instances>
